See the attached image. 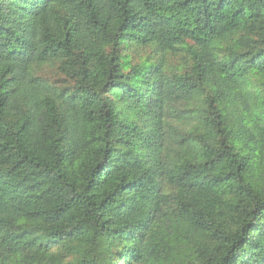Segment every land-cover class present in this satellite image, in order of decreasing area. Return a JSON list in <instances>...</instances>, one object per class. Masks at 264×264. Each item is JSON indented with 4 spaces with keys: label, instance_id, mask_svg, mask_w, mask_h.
<instances>
[{
    "label": "trees",
    "instance_id": "16d2710c",
    "mask_svg": "<svg viewBox=\"0 0 264 264\" xmlns=\"http://www.w3.org/2000/svg\"><path fill=\"white\" fill-rule=\"evenodd\" d=\"M0 264H264V0H0Z\"/></svg>",
    "mask_w": 264,
    "mask_h": 264
}]
</instances>
